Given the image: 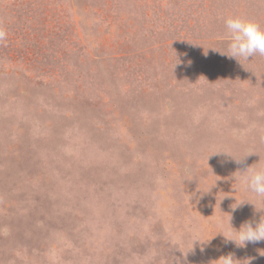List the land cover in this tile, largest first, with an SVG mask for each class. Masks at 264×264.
Listing matches in <instances>:
<instances>
[{
    "label": "rangeland",
    "instance_id": "374dc122",
    "mask_svg": "<svg viewBox=\"0 0 264 264\" xmlns=\"http://www.w3.org/2000/svg\"><path fill=\"white\" fill-rule=\"evenodd\" d=\"M234 14L264 26V0H0V264H264L217 234L264 216L232 208L264 167Z\"/></svg>",
    "mask_w": 264,
    "mask_h": 264
},
{
    "label": "clouds",
    "instance_id": "9594fccd",
    "mask_svg": "<svg viewBox=\"0 0 264 264\" xmlns=\"http://www.w3.org/2000/svg\"><path fill=\"white\" fill-rule=\"evenodd\" d=\"M225 24L228 31L227 50H220L221 54H227L229 58H236L240 62L243 60H249V57H254L256 55L264 56V26H261V24L250 18L235 14L227 16L225 18ZM2 35L3 33H0V36ZM216 153L230 154L236 159L237 163H240L243 160V158L237 159L227 150ZM234 184L238 187H234ZM234 184L233 187L236 191L243 188L245 191L252 193L254 199L238 200L236 197V201L232 205L233 210L241 206L245 201L252 202L257 211L264 210V207L260 206L261 202H264V167L249 166L242 171L235 172ZM216 224L220 229L217 234L222 233L226 238V241L234 242L237 246L245 247L248 243L264 241V216H262L255 224H253L252 221L245 222L238 230L232 226L230 220V226L234 229V231L230 233L225 231L222 218H218ZM210 239L201 240L196 238L192 241V245H194V242L196 241L207 242ZM259 251L261 255H264V249H260ZM217 262L218 264H236L237 260L234 258L233 254L230 253L221 256Z\"/></svg>",
    "mask_w": 264,
    "mask_h": 264
}]
</instances>
